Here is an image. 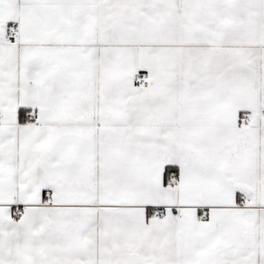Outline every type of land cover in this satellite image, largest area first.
I'll list each match as a JSON object with an SVG mask.
<instances>
[{
  "label": "snow or ice",
  "instance_id": "obj_1",
  "mask_svg": "<svg viewBox=\"0 0 264 264\" xmlns=\"http://www.w3.org/2000/svg\"><path fill=\"white\" fill-rule=\"evenodd\" d=\"M0 264H264V0H0Z\"/></svg>",
  "mask_w": 264,
  "mask_h": 264
}]
</instances>
